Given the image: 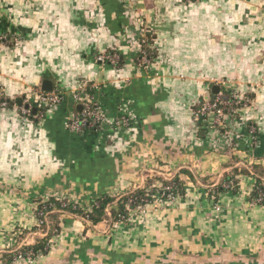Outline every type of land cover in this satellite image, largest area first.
<instances>
[{"label":"crops","instance_id":"0c3cea01","mask_svg":"<svg viewBox=\"0 0 264 264\" xmlns=\"http://www.w3.org/2000/svg\"><path fill=\"white\" fill-rule=\"evenodd\" d=\"M147 33L158 50L148 71L135 60ZM110 51L119 68L97 61ZM83 82L108 120L101 132L65 128ZM205 90L249 104L216 128L214 115L194 117ZM0 91L23 100L0 106V259L49 234L35 228L50 197L89 211L178 176L185 193L171 204L123 222L110 209L98 224L63 214L48 251L15 264H264L254 175L211 193L235 168H264V0H0ZM56 91L65 101L40 115L38 92ZM124 112L132 123L116 131Z\"/></svg>","mask_w":264,"mask_h":264},{"label":"trees","instance_id":"16d2710c","mask_svg":"<svg viewBox=\"0 0 264 264\" xmlns=\"http://www.w3.org/2000/svg\"><path fill=\"white\" fill-rule=\"evenodd\" d=\"M141 50H144L147 53L148 59L150 60L151 65L157 62L158 59V50L156 48V36L153 33H147L145 34L140 41ZM108 55L111 56H118V61L115 67L119 68L121 66V62L123 58L114 53L113 51H110ZM121 57V58H120ZM143 55L138 53V55L135 57V60H137V64H139V68H143V66L139 63ZM122 59V60H121ZM227 94V93H226ZM227 97H231V93L227 94ZM247 102H243L242 105H236L234 108L236 110L242 109L244 104H249V100L246 96ZM6 98L4 95H2V98L0 99V106L3 102L6 103V106H12L15 105L13 102L10 103L8 101H5ZM200 107L199 103L196 105V109ZM226 113H229L228 109H225ZM40 115L44 114L43 111L40 110ZM38 113V114H39ZM34 114H30V118H34ZM203 118L199 122L202 121ZM92 132H95L94 129L91 130ZM184 173H188L187 171H184ZM254 175L256 180V185L254 188V192L252 194V199L256 201L259 198V195L264 192V168L261 166H255L252 170V173H250L245 168H235L231 171L230 174H225L223 177V182L220 184L214 191H212V195L214 197H217L218 194L222 192H226L229 190H236L239 177L241 175ZM164 187H170V190L165 192L167 195H171L172 197H182L184 195V187L182 182L180 181V178L176 176L175 178L171 180H165L163 178L158 179ZM223 184H227L228 186H224ZM155 185L150 181L146 188L144 189H138L134 192H128L127 194L118 196V197H111L108 195H104L103 197L97 199L93 203L92 210L84 211L82 210L78 205L70 203L66 200H57L56 198L50 197L48 200L40 202L36 215L39 221L38 228H35V230H39L42 232H46V229L49 228V234L44 237L40 238L37 243L33 246L25 245L23 246L19 251L22 252L23 255H30L31 253L34 256H37L39 253H46L50 247L51 241L53 238L58 235L60 231V225H59V219L61 215L63 214H73V215H81L88 221H91L93 224H98L104 220L109 219L107 210H111V219L114 222H123L127 221V218L129 217L130 211L135 210L140 205H145V200H152L151 196L157 192V189L154 188ZM162 192V190H160ZM119 199V200H118ZM116 200H118L117 203ZM257 205L264 206V203H260ZM55 211V212H54ZM17 252L12 253H3L1 255V260H6L8 264H15V259L17 256ZM0 264H4L0 263Z\"/></svg>","mask_w":264,"mask_h":264},{"label":"built area","instance_id":"2783aa9c","mask_svg":"<svg viewBox=\"0 0 264 264\" xmlns=\"http://www.w3.org/2000/svg\"><path fill=\"white\" fill-rule=\"evenodd\" d=\"M140 52L143 55L140 64L143 66L144 70L148 71L151 69L150 60L148 59L147 53L145 51L141 50ZM96 59L102 64H109L113 67L116 66L118 61V57H112L104 53L97 56ZM86 89L87 83L83 82L77 89L73 90L72 98L74 101L82 104L83 110L81 114L69 117L65 122V128L70 132L76 134H82L85 131H91L92 129H94L95 132H101L105 128V126L108 125V120L103 114L102 107L94 101L91 95L86 94ZM208 92V90H205V93L200 96V100L198 102L200 107L194 112V117L195 120L199 122L201 118H205L208 115L212 114L215 117L214 126L216 128L225 127L226 118L228 117V115L236 114L237 110L236 108H234V106L242 105L244 101L247 102V99L237 92H233L230 98L226 97L223 93H219L214 99H211L209 97ZM64 101L65 96L63 92L56 91L46 95L38 92L36 108L43 111V113L45 114L46 111L55 109ZM2 106H6V103L3 102ZM246 106L247 104L243 105V107ZM30 107L31 108L29 109H22L23 113L27 116H29L32 112V106L30 105ZM225 109H228L229 113L224 112ZM131 123L132 118L130 113L124 112L122 116L117 117L112 125V128H114L116 131L124 132L123 129L127 130V128L130 127ZM249 130L251 134H255L256 132H258L255 126H251ZM154 188L157 189V192L151 196L152 200H145V205H140L135 210L130 211L127 221L129 219H133V217L136 216L137 213L145 212V210L150 205L163 206L165 204H171V202L176 200L175 197H172L171 195H167L165 193L170 190V187H164L161 184H156ZM160 190H162V192H160ZM254 203H264V192L259 195V198L254 201ZM26 242H23L21 247L15 252L19 251L23 246L27 245ZM17 253L18 254L16 256L15 262H23L25 260L32 261L36 257L32 253L25 256L22 252Z\"/></svg>","mask_w":264,"mask_h":264},{"label":"water","instance_id":"95a60500","mask_svg":"<svg viewBox=\"0 0 264 264\" xmlns=\"http://www.w3.org/2000/svg\"><path fill=\"white\" fill-rule=\"evenodd\" d=\"M51 89H52L51 87L46 88L47 91H51ZM218 91H219V87L218 86L214 87V92L218 93ZM5 101H7V100H5ZM13 103H15L16 105L21 106V107L23 106V100L22 99H17ZM80 107H82V106H80ZM25 108L29 109L30 105L26 104ZM32 112L35 114L36 113V108L32 109ZM39 234L45 236V234H42V233H39Z\"/></svg>","mask_w":264,"mask_h":264},{"label":"rangeland","instance_id":"374dc122","mask_svg":"<svg viewBox=\"0 0 264 264\" xmlns=\"http://www.w3.org/2000/svg\"><path fill=\"white\" fill-rule=\"evenodd\" d=\"M5 38V37H4ZM5 39H7V38H5ZM144 51V50H143ZM104 54H107L108 55V53H104ZM111 56V55H110ZM112 57H118V56H112ZM139 63H141V60H140V62ZM2 95H4L1 91H0V99L2 98Z\"/></svg>","mask_w":264,"mask_h":264}]
</instances>
